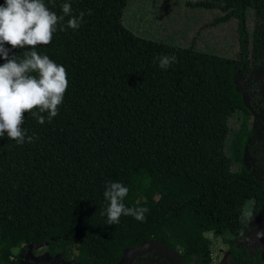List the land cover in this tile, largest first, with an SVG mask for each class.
I'll list each match as a JSON object with an SVG mask.
<instances>
[{
  "label": "trees",
  "instance_id": "16d2710c",
  "mask_svg": "<svg viewBox=\"0 0 264 264\" xmlns=\"http://www.w3.org/2000/svg\"><path fill=\"white\" fill-rule=\"evenodd\" d=\"M65 2L75 15L85 11L81 27L58 28L37 45L67 72L59 114L41 125L25 113L32 143L0 138V264H19L30 245L45 244L70 264H120L146 240L183 263L213 264L210 233L228 246L230 264H264L261 248L240 244L247 206L252 217L264 208V174L239 170L236 158L264 135V76L256 75L264 70V0L188 3L237 22L235 59L136 36L122 22L129 0H44L58 15ZM161 55L176 62L162 69ZM239 80H255L249 99ZM254 116L255 135L246 128ZM110 181L129 188L126 206L149 209L144 222L121 216L108 225L101 213ZM133 264L169 263L146 254Z\"/></svg>",
  "mask_w": 264,
  "mask_h": 264
},
{
  "label": "clouds",
  "instance_id": "9594fccd",
  "mask_svg": "<svg viewBox=\"0 0 264 264\" xmlns=\"http://www.w3.org/2000/svg\"><path fill=\"white\" fill-rule=\"evenodd\" d=\"M61 9L62 14L58 15L44 0H4L0 4V58L5 61L0 65V138L7 135L18 145L32 143L35 134L28 135L23 127L25 113L41 125L46 119L51 123L59 114L69 87L67 72L48 55L39 54L37 45L50 44L58 28L79 29L85 17V11L73 14L70 2L63 3ZM87 14L91 15L92 10L88 9ZM17 48L22 53L10 55ZM176 59L174 55L157 57L162 69L170 67ZM128 193L129 188L122 182L107 183L103 195L108 204L101 214L107 216L108 225L119 224L121 216L146 220L147 207L126 206Z\"/></svg>",
  "mask_w": 264,
  "mask_h": 264
},
{
  "label": "rangeland",
  "instance_id": "374dc122",
  "mask_svg": "<svg viewBox=\"0 0 264 264\" xmlns=\"http://www.w3.org/2000/svg\"><path fill=\"white\" fill-rule=\"evenodd\" d=\"M193 0H129L123 12L122 22L136 36L151 41L163 42L178 48H193L195 51L209 55L235 59L239 53L237 22H219L217 10H203L189 6ZM247 26L253 28L252 13H248ZM260 73V74H259ZM256 75L264 76V70ZM254 82L239 80L238 85L244 97L249 99L255 90ZM258 121V124H257ZM260 119L247 122V129L258 133ZM231 126L238 124L231 120ZM257 130L255 132V126ZM241 130V129H240ZM238 131V133L240 132ZM251 145V141H250ZM239 159L238 169H252L264 174V135L249 153L245 147L236 155ZM248 205L245 211L246 232L240 242L248 252L254 253L259 247L264 258V208L252 217ZM213 264H230L229 248L222 239L212 233ZM20 255L19 250L14 251ZM19 264H70L58 253L53 254L49 245H30L26 257L20 258Z\"/></svg>",
  "mask_w": 264,
  "mask_h": 264
},
{
  "label": "water",
  "instance_id": "95a60500",
  "mask_svg": "<svg viewBox=\"0 0 264 264\" xmlns=\"http://www.w3.org/2000/svg\"><path fill=\"white\" fill-rule=\"evenodd\" d=\"M146 254L163 258L169 264H199L197 262L183 263L182 258L177 251L170 249L168 246L157 240H146L133 248L126 249L123 260L120 264H133L137 257Z\"/></svg>",
  "mask_w": 264,
  "mask_h": 264
}]
</instances>
